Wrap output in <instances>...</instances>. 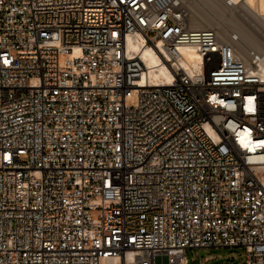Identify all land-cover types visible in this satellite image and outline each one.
Listing matches in <instances>:
<instances>
[{
    "label": "built area",
    "instance_id": "obj_1",
    "mask_svg": "<svg viewBox=\"0 0 264 264\" xmlns=\"http://www.w3.org/2000/svg\"><path fill=\"white\" fill-rule=\"evenodd\" d=\"M241 39L182 0H0V264H264V78Z\"/></svg>",
    "mask_w": 264,
    "mask_h": 264
},
{
    "label": "rangeland",
    "instance_id": "obj_2",
    "mask_svg": "<svg viewBox=\"0 0 264 264\" xmlns=\"http://www.w3.org/2000/svg\"><path fill=\"white\" fill-rule=\"evenodd\" d=\"M196 29L212 28L226 39L239 32L244 49L264 51V19L241 3L227 5V0H182ZM241 247L209 248L187 251V264H245Z\"/></svg>",
    "mask_w": 264,
    "mask_h": 264
},
{
    "label": "bare ground",
    "instance_id": "obj_3",
    "mask_svg": "<svg viewBox=\"0 0 264 264\" xmlns=\"http://www.w3.org/2000/svg\"><path fill=\"white\" fill-rule=\"evenodd\" d=\"M226 2L227 5L230 6H237L243 3L250 11L254 13L256 12L259 17L264 19V0H227ZM237 33L240 34L239 32ZM127 46L130 51L141 54L143 59L146 61L148 67H150L148 77L151 83L154 84L161 82L164 84L170 83L171 77L169 75V72L164 65H161L160 59L157 56V52H155V49L151 47L141 48L134 37L128 38ZM181 51H183V53H186L188 51L190 52V50H187L185 48L181 49ZM257 51L261 54L259 70H260V74L264 78V51H259V50ZM197 59L198 57L196 54L194 53L187 54V58L185 61H183L182 65L188 71V73L191 74L198 69ZM104 264H115V263L107 262Z\"/></svg>",
    "mask_w": 264,
    "mask_h": 264
}]
</instances>
